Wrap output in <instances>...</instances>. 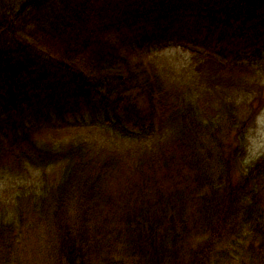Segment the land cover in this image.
Wrapping results in <instances>:
<instances>
[{"label":"trees","instance_id":"obj_1","mask_svg":"<svg viewBox=\"0 0 264 264\" xmlns=\"http://www.w3.org/2000/svg\"><path fill=\"white\" fill-rule=\"evenodd\" d=\"M263 81L264 0H0V264H264Z\"/></svg>","mask_w":264,"mask_h":264},{"label":"rangeland","instance_id":"obj_2","mask_svg":"<svg viewBox=\"0 0 264 264\" xmlns=\"http://www.w3.org/2000/svg\"><path fill=\"white\" fill-rule=\"evenodd\" d=\"M193 55L192 49L185 50V49H174L173 51L167 52V56L169 57L170 62L169 65L172 68V73L176 76L181 75L183 69H188V63L192 60L191 57ZM192 62V61H191ZM192 75H187L188 78H193L196 74V69L192 68L190 70ZM263 88H264V81H263ZM255 93V92H254ZM257 95V93H255ZM254 107L258 108L260 105L257 102H253ZM262 111L260 110V115L258 118V125L255 129L252 130L253 135L255 136L252 139V154L253 156H257L260 153L264 152V103L262 106ZM88 134L80 133L78 135H74L72 137L76 138H87ZM69 137V138H72ZM4 184V183H3Z\"/></svg>","mask_w":264,"mask_h":264}]
</instances>
